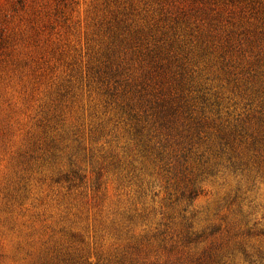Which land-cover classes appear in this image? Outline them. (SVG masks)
Masks as SVG:
<instances>
[{"label": "rangeland", "instance_id": "374dc122", "mask_svg": "<svg viewBox=\"0 0 264 264\" xmlns=\"http://www.w3.org/2000/svg\"><path fill=\"white\" fill-rule=\"evenodd\" d=\"M0 264H264V0H0Z\"/></svg>", "mask_w": 264, "mask_h": 264}]
</instances>
